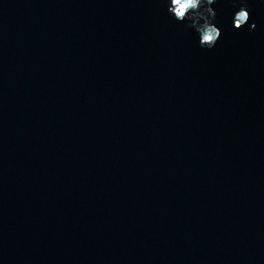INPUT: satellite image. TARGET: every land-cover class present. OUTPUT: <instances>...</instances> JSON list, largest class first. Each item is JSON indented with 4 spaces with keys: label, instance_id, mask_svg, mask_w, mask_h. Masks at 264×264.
<instances>
[{
    "label": "water",
    "instance_id": "obj_1",
    "mask_svg": "<svg viewBox=\"0 0 264 264\" xmlns=\"http://www.w3.org/2000/svg\"><path fill=\"white\" fill-rule=\"evenodd\" d=\"M213 51L163 0H0L3 264H264V4Z\"/></svg>",
    "mask_w": 264,
    "mask_h": 264
},
{
    "label": "clouds",
    "instance_id": "obj_2",
    "mask_svg": "<svg viewBox=\"0 0 264 264\" xmlns=\"http://www.w3.org/2000/svg\"><path fill=\"white\" fill-rule=\"evenodd\" d=\"M226 2L235 10L232 17L234 30L245 28L249 32L257 30L258 24L250 19L253 5L249 0H226ZM163 3L169 16L194 34L199 48L206 51L217 48L223 32L215 10L219 0H163ZM259 3L264 4V0H259ZM0 264H3L2 260Z\"/></svg>",
    "mask_w": 264,
    "mask_h": 264
}]
</instances>
